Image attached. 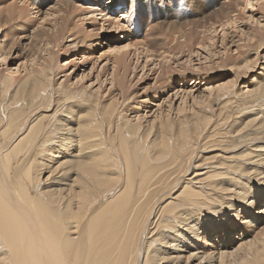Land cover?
Wrapping results in <instances>:
<instances>
[{
    "label": "bare ground",
    "instance_id": "1",
    "mask_svg": "<svg viewBox=\"0 0 264 264\" xmlns=\"http://www.w3.org/2000/svg\"><path fill=\"white\" fill-rule=\"evenodd\" d=\"M20 1L28 7L35 4L34 0ZM55 1L59 4L58 2L62 0ZM91 1H96L95 3L98 4L101 0ZM106 1L105 6L102 5L103 11H107L102 12L105 17L109 12L114 13L116 5L120 8L122 6L123 12L119 13L120 18L112 17L110 21H114L113 24L123 30L120 19L126 18L127 22L131 21L129 20L130 9L135 13L136 6L142 0H136L137 3L134 0L131 2L128 0ZM180 1H183L182 5L186 1L191 2V0ZM159 2L160 0L158 3L143 0L140 11L133 18V24L137 23L134 20H138L137 27L144 22H149L150 17L147 13H158L162 8V2L160 5ZM133 3L136 4L134 9H132ZM54 4L49 7L51 9L47 10V6L45 7L47 11H43L44 17L48 18L49 15L55 14L52 10ZM255 4L258 7L256 10L262 14L263 0H242L241 12L244 14L243 11L248 8V5L253 8ZM5 7L3 8L6 9ZM14 7L11 11L7 8L5 13L16 18L17 14L21 13H18L21 8L19 7L20 10L17 11L18 8ZM34 8L30 9L32 13ZM177 9L182 11L181 8ZM234 11L227 7L220 11L222 20L217 18L220 14L216 13L217 21L213 23L209 21L210 24L207 22L206 28H201L204 31L203 33L201 30V33L204 35L198 43L199 49L203 48L213 54L210 47L214 45L215 35L221 33L219 37L222 53L225 54L223 59L217 62V68L211 67L206 70V74L202 76L203 80L211 79L209 75L217 71L230 70L235 84L238 80L243 81L241 77H245L246 73L248 74L246 77H250L249 73L255 72L260 63H264V55L261 60L258 56L259 51L264 47V26L249 27L246 31L241 30L240 36L236 35L235 26L240 21L242 23L243 19H253L254 11L250 10L248 18L241 13L236 15ZM15 12H17L16 16ZM25 12L22 11V13ZM88 13L91 14L93 11ZM212 16L214 17V14ZM56 17L60 19L62 16ZM57 19L55 18V22ZM189 20H187L188 23ZM50 21L49 23L52 24ZM198 25L200 27L202 24L198 23ZM109 29H111L110 26ZM228 29L232 30L230 34L232 37L236 36L237 40L226 42ZM176 30L179 33V29ZM57 31L60 32L61 28L59 27ZM43 32L41 30L32 35L39 37ZM170 37L172 38V34L168 37V41ZM44 40L49 42L50 36ZM139 40L138 44L137 39L135 42L133 39L131 44L129 40L126 42L129 44L125 43V46L116 44L118 47L111 48L113 71L109 78L111 79L110 87L117 88L119 92H124V76L131 60L129 58L128 61L127 57L132 53L138 59L137 57L142 53L139 49V42H141ZM187 42L190 41L184 39L182 43L175 42L178 44L174 43V45L187 48L186 45H189ZM228 43L234 47L235 52L232 54H227L230 48L225 50ZM148 48L145 50L147 51ZM171 49L172 46L169 51ZM8 51L0 52L2 56L0 61H6L10 53ZM170 52L172 54V50ZM253 54L254 57L251 58ZM45 55L50 57L51 52L47 51ZM192 56L189 51L186 56L189 58L186 60L187 63L192 61ZM144 57L147 61L148 56L145 54ZM208 58L210 61V57ZM45 61L43 60L42 63L45 64ZM35 64H31V68L22 77H18L20 66L14 71L7 70L5 75L0 77V87L4 93L8 94V102L1 103L3 109L7 111L10 105L27 109L24 117L16 123H12L13 121L7 115L6 125L0 128V135L12 125L20 128V123L26 120L31 109L35 107H41V110L48 109L47 106L50 103L48 105L47 103L50 102L53 88L56 93L63 88L61 83L52 85L48 66ZM167 66L165 68H168ZM261 67L264 71V64ZM119 69H122V78L117 79ZM259 75V79L251 77V82L254 79L252 88L246 89L247 91L243 93V98L245 97L247 101H244V104L240 105L235 112L227 111L225 109L227 103L223 107L219 102L227 91L233 92L234 98L237 95L236 91L229 89L226 82L209 89L205 104L200 103L202 106L197 109L194 106L189 107L190 113L179 115L178 120L170 119L169 110L163 114L162 109H159L151 122L143 125L141 120L143 116L137 115L126 120L116 115L119 113L116 109L117 100H111V93L108 103H97L95 96L89 94L86 98L91 100L90 107L75 114V118L72 112L65 114L63 124H59L63 126L48 125L37 135L33 126H30L26 133L22 129V136L13 145H7L6 150L2 148L0 151V264H213L214 262L217 264H264V231L256 233L250 240H241L235 247H230L231 250L223 244V241L216 253L211 249L212 246L209 247L210 244L207 245L211 236L207 230L210 228L215 233L218 232L215 230L214 220L211 219L216 217L218 220L215 219V221H220L224 226V221L229 217L225 216L226 213L235 217L238 212H246L244 209L247 208L249 212L241 217V223L253 226L254 219L250 214L253 207H250L256 205L259 200L264 203V144H256L264 142V72H260ZM108 91L110 92V89ZM77 92L86 96L84 91ZM20 101L22 103L17 106ZM99 104L102 110L100 114L98 113ZM184 108L183 106L177 108V112H182ZM10 110L18 112L12 107ZM57 112L54 110L52 114H44L49 117ZM123 116L127 115L123 114ZM105 123L107 125L103 130ZM1 139L6 138L1 136ZM45 143L54 145L56 151L53 156L56 158L50 157L54 159V161L51 160L53 164L50 167L41 162L34 163L40 148ZM51 147L53 148L50 145L49 148ZM104 149L115 152L104 157ZM205 149L213 150L214 161L203 162L196 159L199 156L198 153ZM43 151L41 150V153ZM115 153L120 154L121 160L117 159ZM47 155L45 154L46 157ZM64 157L68 158L64 159ZM48 160V163L51 162ZM45 171L49 173L41 181L40 174L42 172L45 174ZM53 172L54 177L51 181ZM48 179L52 184L43 187L45 180ZM216 207L219 208L215 209ZM256 213L264 214V207ZM203 234L206 236L203 237ZM201 238L204 239L200 241L203 245H197L196 241ZM226 259L228 263L225 262Z\"/></svg>",
    "mask_w": 264,
    "mask_h": 264
},
{
    "label": "rangeland",
    "instance_id": "2",
    "mask_svg": "<svg viewBox=\"0 0 264 264\" xmlns=\"http://www.w3.org/2000/svg\"><path fill=\"white\" fill-rule=\"evenodd\" d=\"M0 1L2 2V3L0 2V9H1L0 13L2 14V15L0 14V16H1L0 17V27L2 26L0 28V52L1 51L2 52L8 51V50H9L8 52H10L9 55L7 56L5 62L0 61V77H3V75H5V73L7 72V70L14 71L15 68L19 67V66H20V69L18 72L20 74L18 73V77H22L25 74V72L31 68V64L33 65V64L37 63V64L46 65L50 68L53 86L57 85L58 83H61L63 86V88L60 89L59 92H57V93L54 91L55 89L53 88L54 92L53 91L51 92L52 97L50 99V102L47 103V105L50 103V105H49L50 107L47 106L48 109L44 108L45 110H41L40 109L41 107L40 108L35 107V108L31 109L25 118L26 120H24V121H22V123H20L21 124L20 128H15V126L12 125L6 131L1 133V135H0V147H1L0 151L2 150V148H3V150H6V148L9 145H13L15 143V141H17V139L22 136L21 135L22 131L24 130L23 132L26 133V131L29 129L30 126H33V130L35 131L36 135L41 131L42 128H44L48 125L53 126L55 124H58L56 126H63V125H59V124H61V123L63 124V119H64L65 114H68V112L69 113L72 112V115H74V118H75V116H76L75 114H78L79 112L86 110L90 107L91 100L86 98L89 94H92L95 96V98L97 99V103L98 102L99 103H108L110 101V93H111L112 94L111 100H114V101L117 100L116 101V103H117L116 109H117V111H119V113L116 115H120L121 118L123 117L126 120H128L130 118H134L137 115H140V116H143L141 118L143 125H146L149 122H151V120L154 118V115L156 114V112L158 113L159 109H162L163 114H165V112H167L169 110L168 115L170 116V119H172V120H178L179 115H181L183 113L185 115H188L190 113L189 107L194 106V108L197 109L200 106H202V105H200V103L205 104V99L207 97V91L209 89L215 88L216 86H219L222 84H226V82H227V84L229 85V89L231 88V91H234V92L236 91L237 95L234 98V97H232L233 92L230 93L227 91L225 96L223 98H221V101H219V102L223 107L227 103V107L225 109L227 111L230 110L231 112H235L236 110H238L240 105L244 104V101H247V99H245V97L243 98V93H245V91L252 88V85L254 83V79L251 82L250 81V79L252 80L251 77H253L256 74L253 78L259 79L260 72H264L263 68L261 67V65L264 63H260V66L255 70V72L249 73L250 77H246V75H248L247 73L246 74L242 73V74H245V77L244 76L241 77V79H244V80L241 82H239V80H238L237 83H235V84L233 83L234 78L232 75V71H230V70H228V71H226V70L217 71L216 73L209 75L211 77V79H208V80L202 79V76H204L206 74V70H208L211 67L217 68V62H220L223 59L225 54L222 53L221 38L219 37L221 35V33L215 35L214 45H213V47H210V49L213 50V54H210V52L204 50L203 48L199 49L198 43L201 42V40L203 39V35H204L203 34L204 31L201 28H206V26H208V24L216 22L217 21L216 16L218 15L217 14L215 16L216 13L220 14V15H218L220 17L217 16V18L222 20V13L221 12H222V10L227 9V7H228V9L230 8L231 10H235L233 13L236 15H238V13L243 14L241 12L242 10L240 7L242 0H235V1L234 0H191V2L186 1L187 4L185 3L184 5H182L183 1H180V0H160V2H162V5H161L162 8L159 10L158 13L157 12H153V13L148 12L147 13L148 17H150L148 19L150 22V25H149V22H144V23L140 24L138 27H137L138 20H134L137 23L133 24V18L140 11L139 9H141L140 6L143 3V0L138 3V6H136L135 3H137V2H136V0H134L135 3H133L132 9H134L136 6V10L134 13V11H132L130 9L131 15H129L130 16L129 20H131L132 22L131 21L127 22L128 20H126V18L124 20L120 19L121 20V22H120L121 28L123 26V30L120 29V27H117L116 25H114L113 24L114 21H110V18H112V17H115L118 19L120 18L119 15L123 12L122 6H121V9L115 10L114 13L109 12L106 16L109 19H107L102 14V12L105 13V11H106V10L103 11L104 9H102L103 6H105L104 2H107L106 0H101L99 2L100 4L99 3L97 4V3H95L96 1H91V0H70V1L67 0L66 2L64 0H62L63 2L62 1L60 2L59 0H57V1H59L58 2L59 4H57V2L55 0L54 1L53 0H34L35 4H33V5L31 4L33 7L31 5L29 7L24 5L20 0H3V1L0 0ZM128 1L131 2L133 0H128ZM148 1L149 2L151 1L152 3H155V2L158 3L159 0H148ZM175 1L178 3H176ZM233 1L236 4H234ZM53 2L56 4H54ZM160 2H159V5H160ZM224 3H226V4L228 3L229 5H226ZM13 4H16V5H13ZM51 4L52 5L54 4V6H52V10L55 11V14L49 15L48 18H47V16L44 17L43 14L46 10L45 7L47 6L46 7L47 10L51 9V8H49L51 6ZM177 4L180 6H178ZM6 5H7V7H5ZM21 5H22V7H20ZM35 5H36V7L34 8ZM13 6H15L14 8H16V9L18 8L17 11L20 10L19 7L21 8V10L18 12V13L21 12L20 13L21 16H20V14H17V16H18L17 17L16 16L17 12H15L14 13V15L16 16V18L14 17L15 19L12 16H9V15H7V13H5L7 8H10L9 11H11ZM221 6H222V8H221ZM3 7H5L6 9H4ZM30 7L34 8L33 13L30 11V9H31ZM217 7L218 8L220 7L221 9H218ZM247 7L248 8L243 11L244 12L243 16L245 18H248L250 10H253L254 11L253 12L254 18L253 19L249 18V20L243 19L242 23L240 21L238 23V25L235 26L236 35L240 36L241 30L246 31L247 28H249V27L264 26V17H261V15H264V9L262 10L263 13L261 14L260 12H258V10H256V8H258L257 4H255L253 6V8H251L250 5H248ZM26 8H27V10H26ZM177 8H179V9L181 8L182 11L178 10ZM16 9H15V11H16ZM216 9H218V10H216ZM36 10H38V12H36ZM99 10H101V11H99ZM22 11H24V12L26 11V12L22 13ZM92 11H93V13H91V14L88 13V12H92ZM204 11H206V12H204ZM237 11H239V12H237ZM99 12H101V14ZM38 13H40V14H38ZM213 14H214L215 18L212 16ZM3 15H5V17ZM58 15H61L62 17L60 19L59 18L57 19L56 16H58ZM108 15H109V17H108ZM204 15H206V17ZM25 16H27L29 18L27 19V17H25ZM95 16H97V18ZM258 17H259V19H258L259 21L257 20ZM12 18H13V20H12ZM41 18H43V19H41ZM55 18L57 19V21L59 23L57 21L55 22ZM197 18H198V23L202 24V25H200V27L197 23ZM2 19H4V20H2ZM65 19L67 20V22ZM192 19H194V20H192ZM113 20H115V19H113ZM187 20H189V23ZM10 21H12V22H10ZM24 21H26V22H24ZM49 21L52 24H50ZM109 21L111 22L110 23L111 25L109 24ZM183 21H184V23H183ZM209 21H210V23H209ZM255 21H257V22H255ZM3 22H4V24H3ZM14 22H16V23H14ZM162 22L164 24H162ZM185 22H187L188 24ZM193 22L197 23V24H192ZM207 22H208V24H207ZM7 23H9V24H7ZM38 23L41 24L42 27ZM155 23H156V25H152ZM205 23H206V25H204ZM35 24H36V26H35ZM58 24H59V26H58ZM107 24H109V25H107ZM183 24H185L186 26ZM191 25H192V27H191ZM101 26H102V28H101ZM107 26H108V29H107ZM109 26L111 27V29H109ZM182 26H185V27H182ZM59 27L61 28L60 32L57 31V29ZM112 27L113 28L115 27V29H113ZM187 27H188V29H187ZM126 28H127V30H126ZM39 29H41L42 32L44 31L43 33H41L42 36L41 35L39 37H36L35 35L33 36L32 34H34L35 32L37 33L38 31L39 32L41 31ZM176 29H179V33H177L178 30H176ZM66 30L68 32H66ZM151 30L153 32H151ZM154 30L156 32H154ZM201 30L203 31V33H201ZM192 31H193V33H191ZM231 31H232L231 29L230 30L228 29V40L226 42H229V41L232 42V41L237 40L236 36L235 37L231 36V34H230ZM174 33H176L177 35ZM199 33H201V34H199ZM217 33H218V31H217ZM166 34H167V37H165ZM171 34H172V38L171 37L170 38L172 39V41H171V39H169V41H168V37L171 36ZM193 34L195 36H193ZM173 35L175 36L174 38H173ZM186 35H188L191 38V40H190V38H187ZM48 36H50L49 42L44 40V38H47ZM176 36H178V37H176ZM184 36H186V37H184ZM144 37H146V38H144ZM166 38H167V40H166ZM175 38H176V40H175ZM41 39H43V40H41ZM133 39H134V42H135V39H137V41H136L137 44H138V40L141 41V42H139V49H140V52L142 51V53L137 57L138 59H136V55L135 54L132 55V53L130 54L131 56L129 55V57H127L128 59L126 58L128 61L130 59L131 60L127 65L128 67L126 69V73L124 76V80H125L124 81V85H125L124 86V92H119L117 88H114V87L111 88L110 87V85H111L110 80L111 79H109V78H110L111 73L113 71V63H112L113 57H112V53H110L111 48H113L114 46L115 47L122 46L121 44H123V46H125L126 44H129V43L131 44ZM177 39H178V41H177ZM184 39L186 41H188V40L190 41L189 43L187 42L189 44V45H186V46H188L187 48L181 47L179 45H174L175 42L182 43ZM193 39H195V40H193ZM113 40H114V42H113ZM129 40H130V42L126 43ZM32 41H34V42H32ZM157 41L159 43H157ZM142 42L146 47L143 44H141ZM144 42H146V44H150V45H146ZM168 42L169 43L171 42V43L169 44ZM47 43H48V45H47ZM175 44H178V43H175ZM170 45L172 46V49H171L172 54L170 52L171 50L169 51V49L171 48ZM42 46L44 48L43 50H42ZM141 46L143 47V49ZM191 46H193V47H191ZM190 47H191V50H189V51H191V56L192 55L193 56L191 57L192 61L187 63L186 60L188 57H186V56H187V53L189 52L188 48H190ZM147 48H148V50L146 51L145 49H147ZM150 48H152L154 50H152ZM227 48H230L227 51V54H232L235 52L234 47L230 43L227 44L225 50ZM174 49H177V50H174ZM46 50L51 52L50 57L45 55L47 52ZM163 50H165V52H163ZM151 52H153V53H151ZM167 52H169L170 54L168 53V55H167L166 54ZM207 52H208V54H207ZM156 53L157 54L159 53L158 56H160L158 60H157L158 56ZM17 54H18V56H17ZM145 54H146V56H148L147 61H146V59H144V58H146V57H144ZM263 55H264V47L259 51V55H258L260 57L259 60L262 59L261 57ZM165 57L167 59H165ZM168 57H169V59H168ZM208 57H210V61H209ZM253 57H254V54L251 56V58H253ZM0 58H2V56H0ZM33 58H35V59L31 62V60ZM162 59H163V61H162ZM9 60H11V62H9ZM43 60H46L45 64L42 63ZM259 60H258V62H259ZM148 61H150V62L148 63ZM156 63H157V65H156ZM161 63L162 64L165 63L166 65H162ZM37 64H35V65H37ZM192 65H194V66H192ZM103 66H104V68H102ZM137 66H138V68H137ZM162 66H164V67H162ZM166 66L168 68H165ZM201 70H204V71H201ZM162 71H163V73H162ZM121 72H122V69H119V71L117 72V79L122 78ZM164 73H165V75H164ZM175 74H176V76H175ZM232 78H233V80H232ZM231 80H232V82H230ZM229 82L231 84H229ZM0 85H1V83H0ZM170 85H171V87H170ZM183 85H185V86H183ZM81 88H82V90H80ZM109 89H110V92L108 91ZM9 90H11V88H9ZM2 91L3 90L0 87V112H1L0 113V128H3V125H6L5 123H6L7 115H9V118L11 119V121H13L12 123H16L20 119H22L24 117V115L27 113V109L24 110V109H22L23 107H21V108L16 107L15 108V107H13V105H10L9 109L7 111H5L3 109V106L1 103L2 102H8L7 101V99H8L7 95L8 94H6V93H4V91L3 92ZM77 91H81V92L84 91V94H86V96H82ZM175 91H176V95H174ZM123 95L125 97H123ZM154 97H156V98H154ZM193 101H194V103H193ZM20 103H22V101H20L17 104V106H19ZM254 103H256V102H254ZM182 106L185 107L184 110L182 112L178 113L177 108H180ZM11 107H12V109L14 108L18 112H14V110H10ZM77 109H78V111H77ZM100 109L101 108H100V104H99L98 105V113L99 114L102 111ZM222 109H224V108H222ZM54 110L58 111L57 113H53L55 115H51L49 117L45 115L46 113L52 114V112H54ZM220 111H223V110H220ZM59 113H60V115H57ZM123 114H125L127 116H123ZM221 114H222V112H221ZM70 124H72V123L70 122ZM106 125H107L106 123L103 124V127H102L103 130H104ZM1 136L5 137L6 139H1ZM1 143H3V145H1ZM103 144H105V143L103 142ZM256 144L262 145V144H264V142L261 141V142H257ZM50 145L53 146V148L51 147L52 149L49 148ZM106 145L109 146L111 144H106ZM41 150L42 151L44 150L42 152L44 154L41 153ZM52 150H53V152H52ZM39 152L40 153L38 154V157L36 156L34 163L35 162L36 163L41 162V163L47 164L49 167L52 166L53 163L51 160L54 161V159H51V158L56 154V151L54 150V145H52L51 143H49V145L47 143H45L44 146L42 148H40ZM114 152L115 151H113V150L112 151H106L105 150L104 157H106L108 154L112 155ZM47 153H48V155H50V154L51 155L48 157ZM45 154L47 155V157L45 156ZM198 154H199V156H198V158H196L198 160H201L203 162L204 161H207V162L214 161V159L212 157L213 156L212 155L213 150H211V149H205L204 151H201ZM42 155L44 156V158H42L43 157ZM115 155L117 156V159L121 160L120 159L121 156L119 153H115ZM48 158L50 160H48ZM53 158H56V157H53ZM66 158H68V157H64V159H66ZM47 160L51 161V162L48 163ZM45 172H46L45 174L43 172H42V174H40V178H41L40 180L41 181H43L44 178L47 177V173H49L47 171H45ZM56 176L57 175H55V177ZM53 177H54V172L51 174V178H50L51 181H52ZM50 180L49 179L45 180V186L43 185V187H48L50 184H52ZM261 186H263V185L261 184ZM262 206L264 207V203L261 200H259L256 205L250 207V208L253 207L252 210H250V214L252 215V217L254 219V225L253 226H250L248 223H241L242 222L241 217L248 214V212H249V210L247 208L244 209L246 212H243V213L238 212L237 215H235V217L231 216V214L229 215V213L228 214L226 213L225 216H227V217L229 216V217L226 221H224L225 222L223 224L224 226H222V223H220V221L219 222L215 221V219L218 220L216 217L211 219V220H214V226H216L215 230L218 231L219 233L218 232L215 233L212 229L209 228V230H207V231L211 233V234L208 233L211 236H210V242H207V245L210 244L209 247L211 248V246H212L211 249L214 250L213 252L216 253L218 246L220 248L221 247L220 245L222 244V241H223V244L227 245L228 249L231 250V248H233L237 244H239L241 242V240H244V239L250 240L256 233L258 234L261 231H264V214L263 213H260V214L256 213L258 210L263 209ZM217 208H219V207H216L215 209H217ZM242 232H243V234H241ZM204 236H206V235L203 234V237ZM201 240L203 241L204 239L201 238L200 240L196 241L198 243L197 245H203L200 242ZM225 262L228 263V260L226 259ZM213 264H217V262L216 263L214 262Z\"/></svg>",
    "mask_w": 264,
    "mask_h": 264
}]
</instances>
